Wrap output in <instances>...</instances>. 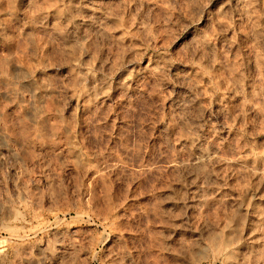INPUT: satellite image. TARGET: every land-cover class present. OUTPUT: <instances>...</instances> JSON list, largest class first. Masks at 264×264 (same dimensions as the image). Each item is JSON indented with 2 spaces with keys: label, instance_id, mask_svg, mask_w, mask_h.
I'll use <instances>...</instances> for the list:
<instances>
[{
  "label": "rangeland",
  "instance_id": "374dc122",
  "mask_svg": "<svg viewBox=\"0 0 264 264\" xmlns=\"http://www.w3.org/2000/svg\"><path fill=\"white\" fill-rule=\"evenodd\" d=\"M0 264H264V0H0Z\"/></svg>",
  "mask_w": 264,
  "mask_h": 264
},
{
  "label": "bare ground",
  "instance_id": "6f19581e",
  "mask_svg": "<svg viewBox=\"0 0 264 264\" xmlns=\"http://www.w3.org/2000/svg\"><path fill=\"white\" fill-rule=\"evenodd\" d=\"M209 154V153H208ZM202 157V156H201ZM203 158V157H202Z\"/></svg>",
  "mask_w": 264,
  "mask_h": 264
}]
</instances>
